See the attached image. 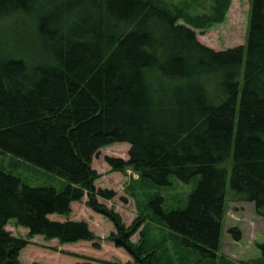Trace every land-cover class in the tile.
Segmentation results:
<instances>
[{
	"label": "trees",
	"instance_id": "16d2710c",
	"mask_svg": "<svg viewBox=\"0 0 264 264\" xmlns=\"http://www.w3.org/2000/svg\"><path fill=\"white\" fill-rule=\"evenodd\" d=\"M249 1L246 45L217 51L195 29L222 23L231 0L203 16L166 0H0V264H23L35 236L99 240L85 221L50 219L68 217L85 197L114 224L108 240L136 264L216 262L229 201L254 204L264 219V0ZM116 143L130 145L129 160L106 162L136 172L129 191L144 195L130 226L99 201L117 193L95 185L93 161ZM16 159L65 188L25 184ZM197 177L182 206L156 191ZM11 220L27 239L6 229ZM259 249L262 258L248 264H264V243Z\"/></svg>",
	"mask_w": 264,
	"mask_h": 264
},
{
	"label": "rangeland",
	"instance_id": "374dc122",
	"mask_svg": "<svg viewBox=\"0 0 264 264\" xmlns=\"http://www.w3.org/2000/svg\"><path fill=\"white\" fill-rule=\"evenodd\" d=\"M173 6L187 8L191 16H203L214 14L216 0H166ZM251 3L249 0H231L229 8L226 11L225 20L222 23L215 24L207 29H195L198 40L204 45L217 50L225 51L238 46L246 45L249 31ZM181 23H185L182 21ZM130 145L127 143H116L107 146L100 151V156L93 161L95 169L101 178L95 183L97 188L113 190L117 197L113 201L99 200L108 208H114L123 219V222L130 226L138 216L136 203L142 202L144 195L138 192L137 196L130 193L132 187L140 183L139 175L131 168L125 171L114 172L106 159L114 158L124 161L129 160ZM11 158V157H9ZM13 159V158H12ZM17 160V159H16ZM9 161V160H8ZM6 161V163L8 162ZM19 166L14 169V174L19 176L23 182L32 187L53 186L58 190L65 188L64 181L48 174L47 172L17 160ZM7 166L12 167V162ZM228 194L231 193V166L228 163ZM200 177L194 179L190 184H185L176 178H172V186L167 189H157L164 197L167 204L171 206H182L187 203L188 196L196 188ZM130 190V191H129ZM153 191L151 193H157ZM149 192V191H148ZM135 197H133V196ZM123 200H126L125 202ZM87 197L82 202L72 203V211L68 217L53 215L51 220L65 222L85 221L88 223L91 231L99 238L95 242H78L74 244H60L58 240L47 241L42 236H35L31 240L39 243H45L50 248H56L62 254V260L46 256L45 251L39 255L40 259L46 258L50 264H76L85 263L86 260L70 256L76 254L80 257L90 258L95 261L136 264L134 259L122 248H117L115 244L108 240V237L116 232L114 224L105 216L95 213L87 207ZM143 207L141 206V211ZM235 228L242 233V239L236 241L229 233V230ZM8 229L16 237L27 239L29 232L23 227H16L15 221L11 220ZM140 233L133 238V243H138ZM97 243L99 246L95 245ZM264 243V219L259 216L254 208V204L245 202H227L226 213L223 219L221 247L218 254V260L207 264H248L262 258V251L259 245ZM30 249L25 248L22 253V260L30 258ZM61 249V250H60ZM51 250V249H50ZM53 251V250H51ZM55 252V251H54ZM62 252L68 253V255ZM30 253V254H29ZM45 260V259H44ZM191 262H196L197 257H190ZM100 264V263H97Z\"/></svg>",
	"mask_w": 264,
	"mask_h": 264
},
{
	"label": "crops",
	"instance_id": "0c3cea01",
	"mask_svg": "<svg viewBox=\"0 0 264 264\" xmlns=\"http://www.w3.org/2000/svg\"><path fill=\"white\" fill-rule=\"evenodd\" d=\"M53 216V215H51ZM50 216V219H52ZM62 221V220H60ZM8 231H10L11 233H13L11 230L8 229V226L6 228ZM25 234H28L29 232H24ZM49 245H46L45 243H39L36 242L34 240H31V244L28 245L26 248H31L30 249V258L26 257L25 261L22 260V253L25 249L22 250L21 254H20V260L23 264H50L49 261L46 262V258L40 259L39 255H42L43 251H45V254H47L46 256L52 258L53 260L59 259L62 260L61 258H63L62 254H60L59 252H54L51 251L50 249L48 250ZM61 250V249H60ZM45 259V260H44Z\"/></svg>",
	"mask_w": 264,
	"mask_h": 264
}]
</instances>
